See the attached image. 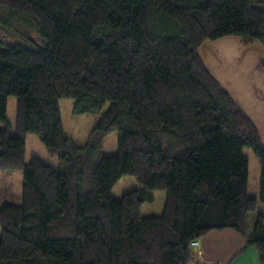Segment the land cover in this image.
<instances>
[{"label":"trees","instance_id":"obj_1","mask_svg":"<svg viewBox=\"0 0 264 264\" xmlns=\"http://www.w3.org/2000/svg\"><path fill=\"white\" fill-rule=\"evenodd\" d=\"M0 11V169L23 170L22 201L0 205V264H188L193 241L230 228L246 240L233 257L256 246L264 264L262 135L200 51L233 35L264 45V0H0ZM63 97L77 114L103 112L84 146L65 132ZM28 132L59 169L25 162ZM112 132L118 152L103 156ZM124 174L141 186L117 199ZM159 189L163 212L145 216Z\"/></svg>","mask_w":264,"mask_h":264},{"label":"rangeland","instance_id":"obj_2","mask_svg":"<svg viewBox=\"0 0 264 264\" xmlns=\"http://www.w3.org/2000/svg\"><path fill=\"white\" fill-rule=\"evenodd\" d=\"M1 12V11H0ZM4 13H6L4 11ZM1 14V13H0ZM241 37L237 35L223 37L218 40L206 41L202 44L201 55L204 57L208 67L222 81L230 79L233 75L235 65L241 66L243 72V63L245 60H254L255 58L248 57L245 54L246 48L240 42ZM239 44V46H238ZM249 49V48H248ZM258 50L256 51V54ZM248 57V58H247ZM247 58V59H246ZM238 70V68H236ZM235 70V71H236ZM226 81V80H225ZM76 99L63 97L60 100V109L62 111V120L67 135L71 136L75 143L84 146L88 140L91 130L98 123V120L103 112L93 114H77L74 111ZM16 104L17 98L11 95L8 99L7 120L11 123V136H16ZM108 108V104L105 106ZM25 162H30L37 157L48 165L59 169V158L52 155L40 136L33 132H28L25 137ZM119 148L118 132H112L104 139L102 148L103 156H111L117 154ZM244 156L249 159V190L248 194L259 197V186L261 176L260 160L257 158L252 147L244 148ZM141 186L137 176L124 174L123 177L112 187V196L121 199L125 193L131 192ZM154 200L144 203L141 207L142 213L148 215H160L163 212V207L166 201V191L159 189L153 192ZM23 197V170L22 169H0V205L5 201L21 202ZM257 211L264 213V203L259 201ZM254 213V212H253ZM2 227L0 225V234Z\"/></svg>","mask_w":264,"mask_h":264},{"label":"crops","instance_id":"obj_3","mask_svg":"<svg viewBox=\"0 0 264 264\" xmlns=\"http://www.w3.org/2000/svg\"><path fill=\"white\" fill-rule=\"evenodd\" d=\"M240 42L246 48L244 53L255 59L245 60L243 72L241 66L238 67L240 63L235 65L233 75L226 81L213 74L253 119L264 143V45L259 41L244 44L240 39ZM256 214L249 213L251 217ZM198 240L201 245L199 248L194 247L195 255L188 264H261L256 246L247 245L240 255L233 257L236 251L246 245L245 238L235 229L213 231Z\"/></svg>","mask_w":264,"mask_h":264},{"label":"built area","instance_id":"obj_4","mask_svg":"<svg viewBox=\"0 0 264 264\" xmlns=\"http://www.w3.org/2000/svg\"><path fill=\"white\" fill-rule=\"evenodd\" d=\"M192 245L196 248V247H200V245H201V243L199 242V240L198 239H196L195 241H193V243H192ZM199 252H200V250H199Z\"/></svg>","mask_w":264,"mask_h":264}]
</instances>
